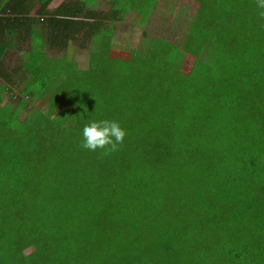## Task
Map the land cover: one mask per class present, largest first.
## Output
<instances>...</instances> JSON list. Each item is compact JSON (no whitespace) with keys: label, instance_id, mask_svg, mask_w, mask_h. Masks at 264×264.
<instances>
[{"label":"trees","instance_id":"obj_1","mask_svg":"<svg viewBox=\"0 0 264 264\" xmlns=\"http://www.w3.org/2000/svg\"><path fill=\"white\" fill-rule=\"evenodd\" d=\"M93 1L49 9L52 0H0V80L22 83L15 102H24L0 96V264H264V19L255 0H227L242 5L227 31L193 32L201 40L195 51L184 46L190 70L174 68L171 43L165 73L146 75L132 52L127 73L94 62L97 43L111 53L101 18L122 15L119 0ZM79 38L90 42L87 71L65 58ZM11 44L20 57L27 44L13 70L3 61ZM140 80L149 86L135 88ZM48 93L58 115L37 111V125L27 105ZM103 119L126 131L119 150L83 149V127ZM217 222L229 233L201 248Z\"/></svg>","mask_w":264,"mask_h":264},{"label":"rangeland","instance_id":"obj_2","mask_svg":"<svg viewBox=\"0 0 264 264\" xmlns=\"http://www.w3.org/2000/svg\"><path fill=\"white\" fill-rule=\"evenodd\" d=\"M64 1L68 2L74 0H52L49 5V9H53L57 5H61V3ZM119 1L123 7L127 2L126 13L123 14L124 8L119 5L120 7H118L117 9L119 10V14L122 15L121 17H117L119 19H112L115 14H110L107 17L101 18L103 22H107V28L111 30L109 36L110 38L107 39L110 42L111 53L108 52L102 55V43H97L96 47L93 48V57L95 59L94 62H97L99 59H106L109 61V71L110 69L111 71H113L118 68L120 72L127 73V58L130 52H132V55H134L135 58H137L136 56L141 57V60H138L137 62L140 64V67H144L143 69L145 71L143 72V75L149 74L151 71H159L160 74L165 73V71L161 70V65H159V62L165 56H167V54H170L173 57L175 56L172 54V52L168 51L169 45L171 43L174 44V51L176 52L177 50V54L175 56L176 63L174 65V68L176 70H180L181 72L190 70L194 57L192 56V53L187 50H190L191 48L192 50L190 51H195L197 48L199 49V43L201 40H198L197 35L193 32L202 28L203 25L206 26L205 30L211 29V32L212 30L214 31V29L223 28L225 31H227L229 29V26H222L225 25L224 23L228 20H235V18H237L241 14V11L238 8L242 7L240 2H235L233 5L228 7L227 0H141L142 2L139 5L131 2V0ZM243 3L251 5L252 0H243ZM196 12V25L195 27H193V29H190L189 26L193 18L195 17ZM85 20L90 21V18H85ZM43 28L44 26L40 29L42 36L41 38H45L47 34L45 28ZM239 29H241V26ZM206 35L212 36L211 33ZM107 40L103 41L107 43ZM81 42L82 39L79 38V40L73 44L71 50L67 51V55L65 58H67L68 60L72 59L76 62L77 67L80 70L87 71L89 67L90 42H86V44H84L83 46L80 45ZM146 42H148L149 44L146 45ZM189 44H191V46H188ZM177 45L178 47H176ZM15 46L16 44H11L10 47L6 50L3 57L4 66L11 70H13L14 66H17L22 60L27 57V44L24 45L25 49H23V52H21V57L20 51H17L15 49ZM184 46L187 50L184 49ZM205 48L209 49V45H206ZM44 49L47 55L50 57H61L63 55V51H61L60 49L43 46L42 50ZM136 49L138 50L137 52ZM178 50L180 51V53L178 52ZM208 54L209 53L204 52L203 57H207ZM168 66L169 64L167 63V67ZM62 78L63 76L59 77L56 83L58 84ZM115 84H118V81ZM21 85L22 83L17 86H12L11 84H8L6 81H3L1 79L0 86L5 87L0 94L2 100L1 104L7 103V105H11L13 107L15 105V107L23 108L24 102H15L17 101L16 96L22 95ZM148 86L149 85L142 80L134 83V87L137 89H144ZM49 94L50 93L45 95V100L41 102L35 101L34 103H28L27 105L28 108L32 107V118L35 120V123L37 125H39L40 122L38 120V116L41 115L42 112H48L49 116L45 115L48 120H52L58 115V111H53L50 108L47 109L48 104L46 102V98ZM23 101L27 102L28 98L23 99ZM66 109L67 114L72 119V107L69 106ZM37 111H39V115L37 114L35 116ZM49 122L50 121H46L45 124L43 123V126L46 127L47 125H49ZM180 198V204H190V199L188 197L185 199ZM134 221H138V218L132 217L129 220V222ZM121 222L122 221H120V223ZM219 225L220 224L218 222L206 225L203 231L205 233L204 243L200 244L201 248L208 249V242L212 238L218 239V235H220L221 233H229L227 228L221 227ZM135 230L136 231H132V233H138V230ZM127 247L129 248V245H127ZM220 250H215V253L218 254ZM132 254L133 253H127V256H132Z\"/></svg>","mask_w":264,"mask_h":264},{"label":"clouds","instance_id":"obj_3","mask_svg":"<svg viewBox=\"0 0 264 264\" xmlns=\"http://www.w3.org/2000/svg\"><path fill=\"white\" fill-rule=\"evenodd\" d=\"M258 15L264 19V0H255ZM81 147L89 151L101 150L104 154L119 150L123 144L126 131L114 120H92L82 130Z\"/></svg>","mask_w":264,"mask_h":264},{"label":"crops","instance_id":"obj_4","mask_svg":"<svg viewBox=\"0 0 264 264\" xmlns=\"http://www.w3.org/2000/svg\"><path fill=\"white\" fill-rule=\"evenodd\" d=\"M143 1H144V0H143ZM131 2L136 3L137 5H139L142 1H141V0H131ZM92 4H94V1H93V0H92ZM92 4H91V5H92ZM123 8H124V7H123ZM87 9H91V6H89V5L86 4V10H87ZM92 10H94V9H92ZM98 11H99V9H98ZM126 12H127V8H126V9L124 8V9H123V13H126ZM129 13H130V12H129ZM131 13H132V12H131ZM92 19H95V18H92ZM105 23L107 24V22H105ZM109 30H110V29H109ZM110 32H111V30H110ZM153 42H154V41H153ZM170 43H171V42H170ZM145 44L147 45V44H149V43L146 42Z\"/></svg>","mask_w":264,"mask_h":264}]
</instances>
